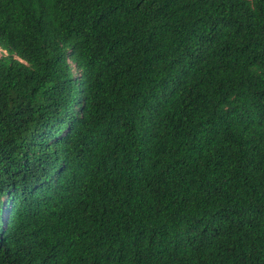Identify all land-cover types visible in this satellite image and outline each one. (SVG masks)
Listing matches in <instances>:
<instances>
[{
	"label": "trees",
	"instance_id": "trees-1",
	"mask_svg": "<svg viewBox=\"0 0 264 264\" xmlns=\"http://www.w3.org/2000/svg\"><path fill=\"white\" fill-rule=\"evenodd\" d=\"M0 264H264V0H0Z\"/></svg>",
	"mask_w": 264,
	"mask_h": 264
},
{
	"label": "rangeland",
	"instance_id": "rangeland-1",
	"mask_svg": "<svg viewBox=\"0 0 264 264\" xmlns=\"http://www.w3.org/2000/svg\"><path fill=\"white\" fill-rule=\"evenodd\" d=\"M0 54H1V52H0Z\"/></svg>",
	"mask_w": 264,
	"mask_h": 264
}]
</instances>
